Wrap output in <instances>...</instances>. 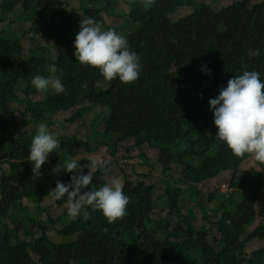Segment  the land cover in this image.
Listing matches in <instances>:
<instances>
[{"label":"trees","instance_id":"16d2710c","mask_svg":"<svg viewBox=\"0 0 264 264\" xmlns=\"http://www.w3.org/2000/svg\"><path fill=\"white\" fill-rule=\"evenodd\" d=\"M117 2L79 0V11L95 18L103 30L122 33L130 50L140 56V76L131 84L118 78L106 81L99 69L76 60L72 10L60 0H0V21L12 14L0 29V165H9V172L0 176V264H264V247L252 257L244 250L254 239L264 241V226L249 231L256 211L255 199L248 197L264 192V165L258 163L260 171L240 172L249 156L236 157L216 138L218 129L209 104L229 79L244 70L258 71L264 82V0L255 5L251 0H234L221 9L196 0H152L148 5L126 0L129 11L119 13L125 17L123 26L103 28L102 11L117 16ZM187 8L192 13L183 16ZM40 27L46 33L43 45L35 34ZM65 32L66 38L55 41L57 33L63 36ZM25 40L30 42L29 55L22 54ZM256 49L259 57L249 59L248 50ZM50 65L56 66L55 73L48 71ZM37 74L60 78L65 92H37L31 84ZM35 95L43 98L35 101ZM96 107L100 111L88 124L85 117ZM69 111L67 121L83 119L87 135L82 136L80 128L68 135L56 134L61 147L42 166L43 176L33 178V165L27 158L39 125L54 129L53 124L59 122L54 117ZM98 125L104 127L101 136L106 140H95ZM144 146L159 151L156 161L165 172L182 169V179L176 183L167 179L165 184L161 205L167 209L165 218L150 217L158 207L154 186L125 181L126 176L127 216L113 224L100 211L87 207L73 220L67 214V198L55 201L48 195L57 180L71 183L73 173L62 168L66 162L76 159L84 167L90 160L83 154L98 147L114 159L118 148L129 153ZM57 166L61 167L59 175L52 171ZM226 172L233 173L231 186L236 191L227 197L212 194L209 201L220 200V206L210 214L199 190L192 187ZM92 176L88 190L105 184V174L99 169ZM48 200L66 210L56 220L61 225L57 229L41 221ZM25 201L35 205L33 211ZM190 203L209 222L208 228L195 227V207ZM85 213L91 215L87 222ZM58 236L61 240L56 243Z\"/></svg>","mask_w":264,"mask_h":264},{"label":"clouds","instance_id":"9594fccd","mask_svg":"<svg viewBox=\"0 0 264 264\" xmlns=\"http://www.w3.org/2000/svg\"><path fill=\"white\" fill-rule=\"evenodd\" d=\"M79 28L80 31L75 38L74 55L81 65L99 69L103 78L109 82L118 78L122 83L131 84L139 79L140 56L130 50L122 33L111 29L103 30L102 25L91 16H83ZM247 55L249 59L259 57L260 50H248ZM204 70L211 75V70L206 66ZM48 71L55 73L57 68L50 65ZM31 84L40 93L51 89L55 94H61L66 90L61 79L51 75L45 77L37 74L33 76ZM209 104L210 110L214 113V124L218 129L216 138L226 143L236 157L248 155L264 165V82L261 81L260 73L256 70H244L242 74L234 75L229 79L227 87H221L219 95L210 99ZM102 133L103 131L100 134ZM106 139L107 137L102 138ZM60 147L61 141L46 124L41 123L31 141L27 158L33 165V178L43 176L42 166L48 161L50 154ZM116 160L117 157L112 159L110 167L108 160L90 158L87 165L90 170L88 174H84L83 167L76 159L66 162L62 168L68 173H73L71 183L66 185L57 180L56 187L51 189L48 195L55 201L66 197L67 214L73 220L77 219L82 209L86 207L92 211H100L108 224L123 220L127 216L129 197L124 194V186L119 178L113 176L98 189L88 190L93 181L92 170L99 169L107 175L114 163H118ZM119 164L121 167L120 161ZM60 169L61 167L57 166L52 171L59 175ZM221 187V190L236 191L231 186V180L229 185L224 184ZM199 193L201 195L200 191ZM241 193L246 196L245 192ZM83 219L85 222L91 219L90 213H85Z\"/></svg>","mask_w":264,"mask_h":264},{"label":"rangeland","instance_id":"374dc122","mask_svg":"<svg viewBox=\"0 0 264 264\" xmlns=\"http://www.w3.org/2000/svg\"><path fill=\"white\" fill-rule=\"evenodd\" d=\"M61 2H63L65 4V8L68 10H72L71 12V19L72 21L75 23L73 24V28H72V32H74L75 35L78 34V32L80 31L79 25L81 20L83 19V12L79 11L80 8V3L79 0H69L68 3L66 2L67 0H60ZM143 3L145 5H148L152 0H142ZM263 0H251V5H255L257 3L262 2ZM197 2L199 3H210L213 4L214 1L213 0H197ZM126 0H118L117 5L115 7V12L117 14V16H112L111 13L108 12V10L104 9L102 11V16L104 19V27L105 26H123L124 23V19L125 17H120L119 13L121 11L124 12H128L129 8L126 4ZM216 5V7L218 9H221L223 7H226L228 5H233L234 4V0H227V1H222V2H216L214 3ZM192 10H190V8L187 9H183L181 14L184 15H188L191 14ZM53 14V10H49L46 15L45 18L47 20H50L51 16ZM12 14H8V17H6L5 19H3L2 21H0V29L4 28V26L9 22L10 18H11ZM30 23V22H29ZM30 29V27L27 28V31ZM55 28L52 27L51 31H54ZM33 31V30H31ZM13 34L18 37V32L16 31H12ZM60 33V32H58ZM56 34V36L54 37L55 41L56 38L58 37H62V38H66V36L68 35V33L65 32V35L63 36H58L59 34ZM36 37H38L40 39V43L43 45L42 41H44L42 39V35L46 34L45 30L42 29L41 27L39 28L38 31H36ZM31 36V34H30ZM50 44H53V46L55 47V44L52 40L49 41ZM39 45L35 44V47L37 48ZM32 50H31V46H30V42L29 41H23L22 43V54L24 55H29L31 54ZM18 94H21L20 92H18ZM43 97L42 95L36 96L34 97V99H36L35 101H39L41 100ZM81 106H77L76 108L72 109L71 112H75L78 109H80ZM100 111L99 108H94V110L90 113L87 114L85 117V120L88 122V124L90 123V120L94 117L93 115L98 114ZM71 112H61L59 114H57L54 117L55 121H59L56 124H53L54 129H49L52 133H54L55 135L57 134L58 136H63V135H68L70 134L75 128H80L82 131V136H86L87 132H88V127L83 123V119H78L75 122H70L67 121L70 117ZM16 122L20 124L21 120H20V113L16 112ZM18 124V125H19ZM39 124H37L36 126H38ZM23 127V125H19V128ZM24 130H26V128H24ZM28 130H32L31 128H28ZM98 132L94 133V137L95 140H102V136H101V132L103 131V126L98 125ZM132 143H128V145H132ZM103 149V154L105 153L106 149ZM102 149L100 147H98L96 149L95 152L96 154L93 153H84L83 156H87L86 158L90 160V158H101V154H102ZM102 154V155H103ZM105 160L109 161L110 157V153L108 151H106V154L103 155ZM117 160L118 163L116 164V162L114 163V166H112V168L110 169V172L105 175L103 177V180L105 183H107L113 176L117 177L120 179L121 183L124 184V180L123 178L126 176L127 178L125 179V181H132V182H142L148 186H154V191H153V198H154V202L156 203V205L158 206L157 208H155L153 214L150 216L152 220H158L160 218H165L167 216V209H164L161 207L162 203H163V195L165 193V184L167 182V179H171L172 181H174L175 183L177 181H179L180 179L183 178V174H182V169L178 168V167H173L172 170L170 171H164L161 168V165H159L157 163L156 160L159 159V151L148 147V146H144L142 150H138L137 148L130 151L129 153H127L124 148H118L117 150ZM116 160V161H117ZM119 161L122 163V166L120 167ZM83 171L84 174H88V172L90 171L87 167V165H83ZM96 169L92 170V173L95 171ZM253 170H260V166L258 164V162H256L251 156L241 165V169L240 172H246V173H250ZM9 172V165L4 163L0 165V176L2 175V173H8ZM233 178V173L229 172V173H223L221 175H219L217 178H214L212 180L206 181L204 183H202L201 185L198 186H193L192 189L194 191H196L197 189L201 192L200 198H201V203H205L206 205H208V210L209 213L211 214V211H213V209L218 208L220 206V200H214L212 202L209 201L210 195H212L214 192H217L218 194L223 195L224 197H227L229 194H231L233 192V190L229 189V190H221V186L224 184L229 185V181L232 180ZM176 186V185H175ZM178 186H180V183H178ZM177 187V186H176ZM235 189V188H233ZM221 190V191H220ZM236 190V189H235ZM200 194V193H199ZM246 196L247 193H245ZM220 196V195H219ZM218 196V197H219ZM251 197L250 199H255V208L254 210L256 211V218L254 223L249 227V231H253L256 227L260 226H264V212H263V200H264V192L261 191L257 197H252V196H248ZM25 205H28L30 207V209L33 211L35 208L34 204L28 203V202H24ZM45 208H46V212L43 213V215L41 216V221L44 224L45 227H50L53 226V228L57 229L59 228L61 225L56 221L59 217H61L63 215V212H65L66 210L64 208H58L56 205H54L50 200H48L45 204H44ZM189 206L195 207L194 209V213H195V220H194V225L197 229H200L202 227H206L208 228L209 222H207L203 217L201 212L197 209V206L195 203H190ZM220 213H219V218H220ZM218 218V217H217ZM10 227L12 228L13 225H10ZM35 227L39 230V226L36 224ZM52 229H50L49 231H51ZM50 235V237L52 238V234L48 233ZM214 234L212 233L210 236H213ZM61 240V238L58 236V238H56V243H58ZM264 247V241L263 243H261L258 239H254L253 241H250L246 244L245 247V253L247 255H250L248 257H252V253L259 249Z\"/></svg>","mask_w":264,"mask_h":264}]
</instances>
